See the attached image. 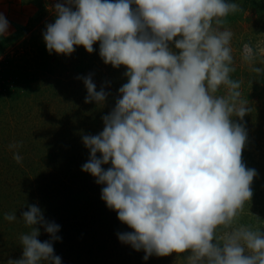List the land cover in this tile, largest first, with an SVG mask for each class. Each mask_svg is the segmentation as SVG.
Returning a JSON list of instances; mask_svg holds the SVG:
<instances>
[{
	"label": "clouds",
	"instance_id": "obj_1",
	"mask_svg": "<svg viewBox=\"0 0 264 264\" xmlns=\"http://www.w3.org/2000/svg\"><path fill=\"white\" fill-rule=\"evenodd\" d=\"M53 8L55 21L43 32L50 55L70 56L74 46L91 54L99 41L106 65L127 68L128 82L102 117L103 131L82 137L90 157L81 170L105 185L101 199L134 230L117 233L119 241L143 250L145 261L190 250L188 264H264L260 228L241 225L217 236V229L230 228L251 200L257 176L242 162L243 119L251 108L241 98L242 82L231 76L234 34L214 27L243 11L241 5L232 0H62ZM9 27L0 13V37L10 34ZM257 55V48L243 46L242 60L262 77L264 67L253 63ZM78 78L87 89L85 103L103 105L109 93L96 90L91 74ZM222 85L225 94L217 95ZM21 218L30 229L19 237L22 256L6 264H62L53 247L62 240L60 225L46 220L36 204L28 205ZM4 219L13 222L17 215L5 213ZM40 228L50 239H38Z\"/></svg>",
	"mask_w": 264,
	"mask_h": 264
},
{
	"label": "rangeland",
	"instance_id": "obj_2",
	"mask_svg": "<svg viewBox=\"0 0 264 264\" xmlns=\"http://www.w3.org/2000/svg\"><path fill=\"white\" fill-rule=\"evenodd\" d=\"M57 2L62 0H0V13L10 24V34L0 37V264L21 258L19 237L30 231L21 213L32 204L46 220L60 225L57 235L62 240L53 247L62 264H188L190 250L166 257L152 255L145 261L143 250L121 243L117 233L134 230L101 199L105 185L81 170L90 157L82 137L103 131L102 117L115 107L119 88L128 82L127 68L106 65L99 55V41L91 54L83 46H74L70 56L50 55L43 32L55 21ZM232 2L243 11L229 14L214 27L234 34L236 72L231 76L242 82L241 98L251 108L243 119L247 140L242 162L257 176L250 186L251 200L230 228L217 229V236L241 225L264 231V76L252 72L241 56L243 46L250 44L259 52L253 63L264 67V0ZM173 51L179 50L173 47ZM90 74L96 90L103 87L109 93L103 105L85 103L87 89L78 77ZM224 94L222 85L217 95ZM16 155L21 157L19 162ZM103 167L106 170L111 163ZM5 213H15L17 220H5ZM38 239L50 237L40 228Z\"/></svg>",
	"mask_w": 264,
	"mask_h": 264
}]
</instances>
